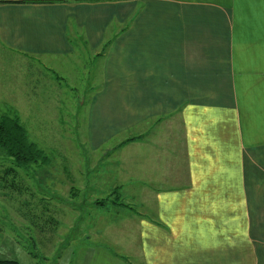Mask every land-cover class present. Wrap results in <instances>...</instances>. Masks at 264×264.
<instances>
[{
    "label": "crops",
    "instance_id": "1",
    "mask_svg": "<svg viewBox=\"0 0 264 264\" xmlns=\"http://www.w3.org/2000/svg\"><path fill=\"white\" fill-rule=\"evenodd\" d=\"M82 54L87 148L131 169L157 220L139 253L66 264H264V0H0V64Z\"/></svg>",
    "mask_w": 264,
    "mask_h": 264
},
{
    "label": "rangeland",
    "instance_id": "2",
    "mask_svg": "<svg viewBox=\"0 0 264 264\" xmlns=\"http://www.w3.org/2000/svg\"><path fill=\"white\" fill-rule=\"evenodd\" d=\"M80 56L79 62L70 59L60 67L9 55L1 60L0 116H17L48 163L18 170L14 177L0 150V260L66 264L73 251L79 261L106 248L136 253L145 244L151 247V233L147 240L143 230L151 231L157 220L152 192L136 183L131 169L129 176H114L106 166L112 161L104 160L108 149L91 153L87 148L88 95L99 83V56L93 61ZM46 103L49 109L35 108ZM27 105L38 113L31 115ZM183 164L177 161L175 167ZM176 174V180H186L183 172ZM89 236L92 241H85ZM168 243L180 248L167 240H160L159 248H169Z\"/></svg>",
    "mask_w": 264,
    "mask_h": 264
},
{
    "label": "trees",
    "instance_id": "3",
    "mask_svg": "<svg viewBox=\"0 0 264 264\" xmlns=\"http://www.w3.org/2000/svg\"><path fill=\"white\" fill-rule=\"evenodd\" d=\"M27 133L17 116H0V150L12 165L8 173L17 177V172L30 170L32 165H47L45 155L27 139ZM104 205V203H99ZM98 205V204H97ZM99 205V206H100ZM36 226V225H35ZM0 264H19L12 260H0Z\"/></svg>",
    "mask_w": 264,
    "mask_h": 264
}]
</instances>
